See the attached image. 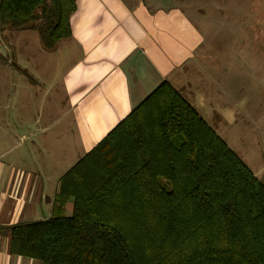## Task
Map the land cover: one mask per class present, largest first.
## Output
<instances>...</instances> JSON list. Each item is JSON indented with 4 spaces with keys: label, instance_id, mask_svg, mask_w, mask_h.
<instances>
[{
    "label": "trees",
    "instance_id": "trees-1",
    "mask_svg": "<svg viewBox=\"0 0 264 264\" xmlns=\"http://www.w3.org/2000/svg\"><path fill=\"white\" fill-rule=\"evenodd\" d=\"M75 11L0 0V28L50 51ZM8 232L10 254L40 264H264V183L163 82L63 174L48 219Z\"/></svg>",
    "mask_w": 264,
    "mask_h": 264
},
{
    "label": "crops",
    "instance_id": "crops-1",
    "mask_svg": "<svg viewBox=\"0 0 264 264\" xmlns=\"http://www.w3.org/2000/svg\"><path fill=\"white\" fill-rule=\"evenodd\" d=\"M70 28V37L50 51L40 38L42 49L32 48L25 36L21 48L11 50L16 63L0 66V74L19 83L12 89L9 113L0 112V264H40L10 254L8 228L48 219L63 174L161 83H169L215 133L225 126L221 111L222 124H210L214 109L204 104L212 102L179 81L204 42L179 7L76 0ZM42 55L57 56L55 64ZM52 69L54 77L46 74ZM25 83L44 104L53 93L52 108L60 114L51 117L41 110L31 116L29 101L16 91ZM227 112L234 113L231 107ZM54 119L51 129L48 120ZM71 210L66 204V214Z\"/></svg>",
    "mask_w": 264,
    "mask_h": 264
},
{
    "label": "rangeland",
    "instance_id": "rangeland-1",
    "mask_svg": "<svg viewBox=\"0 0 264 264\" xmlns=\"http://www.w3.org/2000/svg\"><path fill=\"white\" fill-rule=\"evenodd\" d=\"M120 1L127 6L146 3L152 6L160 4L179 7L201 32L204 42L183 73L180 71L179 75L182 77L181 74H184L185 80L179 81L212 102L204 104L206 110L210 107L214 109L208 118L210 124H222L218 118L224 114L226 121H223V125L226 127L223 126L216 134L229 149L240 156L256 178L264 183V0ZM25 36H28L32 48L35 46L42 49L36 31L0 28V66H12L16 63L11 50L21 48ZM45 58L42 55L41 59L52 65L57 56ZM49 73H53V69L46 72L47 75ZM54 75L51 74L52 77ZM16 84L19 83L0 74V112L4 117L12 106V89ZM16 91L18 98L29 101L31 116L42 113L41 110L51 112V117L60 114L52 108L53 93L48 96L47 104H44L42 96L27 83L20 84ZM229 107L235 118L233 114L231 116V113H226ZM57 120H48V126L54 129ZM65 123L63 121L61 125ZM66 165L67 160L62 162L63 169Z\"/></svg>",
    "mask_w": 264,
    "mask_h": 264
}]
</instances>
